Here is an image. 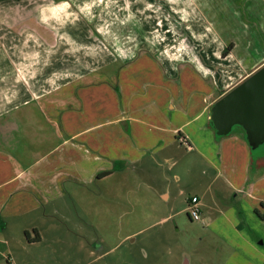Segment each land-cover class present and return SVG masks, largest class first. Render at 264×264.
<instances>
[{
  "label": "crops",
  "instance_id": "1",
  "mask_svg": "<svg viewBox=\"0 0 264 264\" xmlns=\"http://www.w3.org/2000/svg\"><path fill=\"white\" fill-rule=\"evenodd\" d=\"M263 66L264 0H0V259L71 206L164 222L196 197L234 249L225 264H264L239 224L251 149L210 127L212 106ZM186 184L200 187L180 209ZM171 251L140 254L177 264Z\"/></svg>",
  "mask_w": 264,
  "mask_h": 264
},
{
  "label": "rangeland",
  "instance_id": "2",
  "mask_svg": "<svg viewBox=\"0 0 264 264\" xmlns=\"http://www.w3.org/2000/svg\"><path fill=\"white\" fill-rule=\"evenodd\" d=\"M234 131L236 132L237 128ZM253 155L249 181L243 186L245 193L238 198L243 200L241 211L246 216L249 226L245 224V220H241L239 224L243 229L246 228L247 234L264 252V245L260 244L262 237L259 234L264 233V207L261 202L252 199L264 197V147L254 151ZM258 175L260 177L256 178ZM140 176L145 177L143 174ZM218 185L221 187L223 183L220 181ZM199 187L198 184H186V195L179 200L177 207L182 209L185 206L181 204L182 200L185 202L187 197L197 194ZM227 192L228 195H234L229 189ZM217 203L215 205L209 199L208 204L226 210L227 206L223 200L218 199ZM124 207L128 209L127 205ZM144 207L137 206V209L142 212L141 209ZM186 207L188 208V204ZM65 215H57L50 221L54 225L51 230H39V240L34 244L29 243L26 233L14 237L10 259H0V264H150L140 251L151 245H164L167 249L174 250V254L171 251L172 255L166 256L173 257L177 264L181 262L185 264L188 260L191 264H225L229 255L234 252L232 246L209 228V222L202 214L200 221H191L187 212L164 222H159L160 214L155 212L152 219L145 221L133 222L126 217L108 219L109 214L104 221H100L92 217L84 220L76 213L75 207L71 206ZM91 223L98 227L93 228ZM139 228L145 229L136 236L127 237ZM251 229L255 233L250 232ZM34 233L36 234V230L29 231L33 238L36 237ZM17 240H21L22 243ZM235 262L236 258L231 261Z\"/></svg>",
  "mask_w": 264,
  "mask_h": 264
},
{
  "label": "water",
  "instance_id": "3",
  "mask_svg": "<svg viewBox=\"0 0 264 264\" xmlns=\"http://www.w3.org/2000/svg\"><path fill=\"white\" fill-rule=\"evenodd\" d=\"M210 127L218 137L229 136L237 128L244 134L252 157L264 147V66L212 106Z\"/></svg>",
  "mask_w": 264,
  "mask_h": 264
},
{
  "label": "built area",
  "instance_id": "4",
  "mask_svg": "<svg viewBox=\"0 0 264 264\" xmlns=\"http://www.w3.org/2000/svg\"><path fill=\"white\" fill-rule=\"evenodd\" d=\"M188 213L190 218L193 221H200L201 217V211H200V207H199V201L198 198L194 197L190 200V203L188 205Z\"/></svg>",
  "mask_w": 264,
  "mask_h": 264
},
{
  "label": "trees",
  "instance_id": "5",
  "mask_svg": "<svg viewBox=\"0 0 264 264\" xmlns=\"http://www.w3.org/2000/svg\"><path fill=\"white\" fill-rule=\"evenodd\" d=\"M26 235L28 237L29 243L34 244L36 243V240H39V233L36 235L35 238H32L28 232L26 233Z\"/></svg>",
  "mask_w": 264,
  "mask_h": 264
}]
</instances>
